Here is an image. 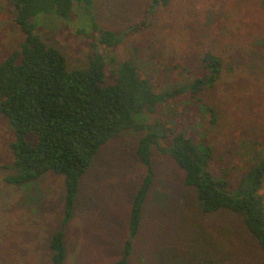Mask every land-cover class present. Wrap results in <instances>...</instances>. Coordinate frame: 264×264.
I'll return each mask as SVG.
<instances>
[{"label": "rangeland", "instance_id": "374dc122", "mask_svg": "<svg viewBox=\"0 0 264 264\" xmlns=\"http://www.w3.org/2000/svg\"><path fill=\"white\" fill-rule=\"evenodd\" d=\"M92 1L89 14L76 5L68 19L32 20L40 38L63 54L68 71L86 69L87 55L100 53L109 65L111 57L131 61L165 93L190 85L203 72L206 54L221 61L213 86L168 100L148 120L194 145L205 140L213 152L208 170L225 177L234 196L264 146V0H163L153 13L147 11L150 0ZM141 22L143 28L128 32ZM93 24L120 33L121 42L93 49ZM24 39L13 0H0V63ZM111 81L108 75L106 84ZM142 135L123 130L97 151L80 179L73 217L62 226V175L50 171L20 186L4 181L15 173L9 148L14 132L0 117V264H53L49 242L59 230L62 264H114L126 241L132 245L127 264H260V247L240 217L225 209L201 213L184 172L156 147L153 183L138 232L129 238L133 198L145 175L136 156ZM257 195L264 202V179Z\"/></svg>", "mask_w": 264, "mask_h": 264}, {"label": "trees", "instance_id": "16d2710c", "mask_svg": "<svg viewBox=\"0 0 264 264\" xmlns=\"http://www.w3.org/2000/svg\"><path fill=\"white\" fill-rule=\"evenodd\" d=\"M92 2L13 0L15 21L25 39L18 50L0 63V117L9 122L14 132L9 148L15 173L4 181L20 186L50 171L62 175V226H65L73 217L80 179L97 151L123 130L142 131L136 156L145 168V175L133 198L129 238L138 232L142 207L153 183L151 149L156 147L162 154H169L184 172V184L195 190L201 213L225 209L240 217L260 247L263 255L260 264H264V202L257 195L264 179V146L261 158L242 178L233 196L228 192L227 179L208 170L213 152L205 140L194 145L183 134H174L166 125L156 127L148 120V115L168 100L186 91L197 94L213 86L220 75L221 61L206 54L201 59L203 72L190 85L165 93L158 92L148 77L142 78L131 61L118 63L111 57L110 66L100 53L87 55L86 69L68 71L63 54L40 38L32 20L40 15L68 19L76 5L89 14ZM162 2L150 0L147 11L153 13ZM143 25L141 22L130 27L128 32H137ZM92 30L93 49L115 48L121 42L120 33L98 29L96 24ZM107 67L109 74L105 71ZM108 75L112 79L110 84H106ZM169 136L171 141L167 144ZM63 236V230H59L50 239L53 264L64 261ZM131 249L130 241H126L122 257L114 264H127Z\"/></svg>", "mask_w": 264, "mask_h": 264}]
</instances>
